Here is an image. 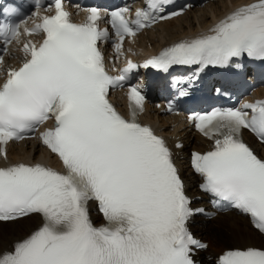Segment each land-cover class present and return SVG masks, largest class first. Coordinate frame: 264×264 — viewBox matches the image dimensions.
I'll use <instances>...</instances> for the list:
<instances>
[{"label": "snow or ice", "instance_id": "6c2138e0", "mask_svg": "<svg viewBox=\"0 0 264 264\" xmlns=\"http://www.w3.org/2000/svg\"><path fill=\"white\" fill-rule=\"evenodd\" d=\"M169 2L148 0L149 10H137L134 20L127 8L107 13L117 51L126 37L169 19L154 14ZM53 6L55 14L40 16L31 28L24 20L0 22V53L15 44L23 54L0 82V156L7 158L4 146L10 141L54 120L40 139L65 170L24 163L0 167V222L43 217L30 236L0 251V264H195L194 249L207 245L193 237L187 223L203 210L190 207L165 141L137 122L145 97L137 87L129 88L131 119L108 99L109 89L122 86L137 65L129 61L121 75L110 76L97 46L109 37L99 28L105 14L90 8L86 22L77 24L63 0ZM210 31L166 48L143 67L167 71L173 65H198L202 71L229 66L245 55L264 61V0L237 8ZM32 35L42 40L34 43ZM189 119L213 141L211 151L192 154L202 190L249 215L264 233V159L240 136L247 129L264 142V101ZM89 201L97 202L104 225L91 222ZM217 264H264V248L229 250Z\"/></svg>", "mask_w": 264, "mask_h": 264}, {"label": "bare ground", "instance_id": "6f19581e", "mask_svg": "<svg viewBox=\"0 0 264 264\" xmlns=\"http://www.w3.org/2000/svg\"><path fill=\"white\" fill-rule=\"evenodd\" d=\"M255 2V0H214L206 3L182 16L158 25L154 31L147 35L139 37L136 40L137 47L147 50L149 54L156 53L162 47L176 43L180 40H191L197 37L203 31H209L220 20L224 19L237 8ZM173 24H175L173 26ZM258 94L264 95V88L258 91ZM145 118L148 121L157 119L163 127V132L168 136H178L185 144L183 155H188V148L194 143L195 148H201V139L191 132L186 125L169 124L166 119H160L154 114H147ZM32 143L29 146L24 144L12 145L10 148L9 159L13 162L21 160L36 161L40 155L48 156L42 148L36 147ZM257 150L264 149L256 145ZM185 176H188L189 185L195 180V177L187 170ZM38 216L27 217L12 223H0V251L9 250L10 245L21 240L28 235L34 228L40 225ZM193 230L209 242V254L216 257L224 251L230 249H243L246 247L264 248V237L253 230L246 218L229 213L219 215L213 222H205L202 219L197 221Z\"/></svg>", "mask_w": 264, "mask_h": 264}, {"label": "rangeland", "instance_id": "374dc122", "mask_svg": "<svg viewBox=\"0 0 264 264\" xmlns=\"http://www.w3.org/2000/svg\"><path fill=\"white\" fill-rule=\"evenodd\" d=\"M175 24H173V26H174Z\"/></svg>", "mask_w": 264, "mask_h": 264}]
</instances>
